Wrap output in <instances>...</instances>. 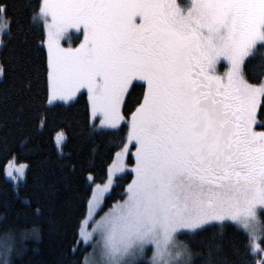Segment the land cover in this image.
<instances>
[{
	"label": "snow or ice",
	"instance_id": "snow-or-ice-1",
	"mask_svg": "<svg viewBox=\"0 0 264 264\" xmlns=\"http://www.w3.org/2000/svg\"><path fill=\"white\" fill-rule=\"evenodd\" d=\"M23 7L42 29L45 103L87 89L89 111L100 117L90 131L111 130L125 119L121 103L142 87L122 147L102 183L90 177L75 204L71 246L53 264H253L251 256L264 264L257 243L264 240V130L254 127L264 115V0H24ZM11 28L0 5V35ZM71 29L82 30L78 43ZM64 139L57 134L60 153ZM130 141L132 178L123 199L105 208ZM15 160L13 152L3 165L13 184L27 169ZM224 221L242 230L243 252L216 234L198 236ZM37 233L35 224L0 230V264H15Z\"/></svg>",
	"mask_w": 264,
	"mask_h": 264
},
{
	"label": "trees",
	"instance_id": "trees-1",
	"mask_svg": "<svg viewBox=\"0 0 264 264\" xmlns=\"http://www.w3.org/2000/svg\"><path fill=\"white\" fill-rule=\"evenodd\" d=\"M23 2L0 0L12 17L11 34L3 35L0 45V230L35 224L38 233L24 240L23 252L15 257V264H53L57 253L71 246L73 226L79 216L75 204L88 186V178L94 176L93 183L103 182L112 155L117 147H122L126 125L118 130L90 131L92 123L84 92L69 103H45L46 51L42 29L29 22ZM243 67L249 74L256 71L253 60ZM141 94L142 87L128 94L123 103L125 115ZM258 112L264 113V109L258 107ZM256 127L264 130V115L258 116ZM60 131L65 138L63 153L57 151L54 142ZM5 148L11 150L8 155L3 154ZM13 152L16 164L27 165L26 175L15 184L6 178L3 168ZM63 161L74 165V170L59 168ZM129 179L128 173L116 177L105 208L113 200L123 198V186ZM212 234L221 238L226 247L236 246L244 251L245 237L234 224H211L198 236ZM260 246L264 249V240H260ZM250 258L253 264L258 259Z\"/></svg>",
	"mask_w": 264,
	"mask_h": 264
},
{
	"label": "rangeland",
	"instance_id": "rangeland-1",
	"mask_svg": "<svg viewBox=\"0 0 264 264\" xmlns=\"http://www.w3.org/2000/svg\"><path fill=\"white\" fill-rule=\"evenodd\" d=\"M182 2L189 3L190 0H182ZM82 35H83L82 30L71 29L69 34H68V37L72 38V39H76V42L78 43L79 39L77 37H82ZM2 36L3 35H0V45H1V42H2ZM67 43H68V39H65L64 40L65 46H67ZM45 51H46V49H45ZM226 68H227V61L224 60L223 57L218 58V60H217V72L218 73H222ZM0 78H1V68H0ZM80 92H84L86 94V98L88 97L87 89H80V90H78L77 94L80 93ZM76 96L71 97L68 101H53V102H49L47 104L48 105H52V104H54L56 102L69 103V102L73 101ZM87 102H88V98H87ZM123 103H124V101L121 103V115H123L125 117V119L123 121H121V125H126V132H127V115H125L123 113ZM89 117H90V122L91 123H92L93 120H95L96 124L99 125V120H100L99 114H92L89 111ZM256 125H257V121L255 122L254 127L256 128L257 131H260V129H258L256 127ZM120 126H117V128H119ZM102 127H104L105 129H108L106 126H102ZM58 133H60V134H62L64 136V133L62 131H60ZM57 134L54 137L55 144H56V136H57ZM125 138H126V135H125ZM129 145H130V147L128 148V150L125 153V163H126L127 167L124 170H122L121 173H117L116 174V177H118V176H121V175H124V174L128 173L130 175V179L128 180V182L131 180L132 175H133V173H132V165L135 164V157L133 155V151H134V148H135V142L134 141H130ZM6 178L8 180H10L9 177L6 176ZM88 179H90V178H88ZM111 188H110V191H111ZM262 213H264V212L258 211V216L261 217ZM224 222H229V223L234 224L231 221H224ZM224 222H211V224H221V223H224ZM257 243L260 244V240L257 241ZM256 257H258V259H260L259 256H256Z\"/></svg>",
	"mask_w": 264,
	"mask_h": 264
}]
</instances>
